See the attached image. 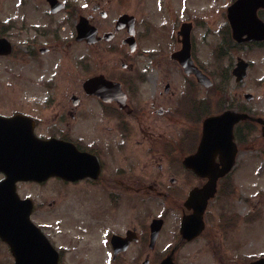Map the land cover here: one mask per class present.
<instances>
[{"label": "flooded vegetation", "instance_id": "af4514ba", "mask_svg": "<svg viewBox=\"0 0 264 264\" xmlns=\"http://www.w3.org/2000/svg\"><path fill=\"white\" fill-rule=\"evenodd\" d=\"M154 4L138 0L134 13L127 10V0H0V61L7 62L3 70L9 72L8 92L15 106L0 111V117L10 118L11 143L30 145L33 135L36 152L53 161L45 164L42 179L13 181L16 189L23 182L41 189L57 183L59 207L51 208L50 201H37L34 195H19L32 199L30 219L58 251L59 264H66L69 252L58 242L65 226L80 227L77 215L65 216L62 193L71 188L87 192L89 199L101 195L98 219L86 227L106 247L110 263L159 264L173 251L175 264H194L191 258L183 260L191 250L202 257L200 264H249L264 257V242L257 239L260 234L255 236L254 226L239 231L240 221L255 223L253 211L242 215L221 205L244 167L241 156L255 145L256 130L264 139L257 120L264 116L256 114L253 97L247 99L245 92L239 104L225 103L227 90L217 99L220 107L209 111L206 91L213 80L202 58L203 15L193 16L188 6L184 14V0L178 9L175 0L163 10L158 0ZM127 13L134 17L133 24L131 19L130 25L118 24ZM80 30L87 35L82 37ZM226 33L231 36L229 27ZM231 41L224 45H241ZM197 75L210 78L211 84ZM4 93L0 90V100L6 98ZM32 96L39 97L34 104ZM25 99L34 113L27 105L17 107ZM226 109L243 114L232 129V164L207 201L202 230L187 239L181 221L194 210L185 199L208 180L187 160L198 149L205 118ZM208 150L207 159L197 162L204 174L217 173L231 161L224 158L231 155L228 144ZM3 178L0 172V181ZM129 193L136 195V203L146 204L136 208L130 226ZM241 238L252 239L245 242L250 251L241 250ZM256 247L263 250L257 253ZM8 261L15 264V253L0 239V264Z\"/></svg>", "mask_w": 264, "mask_h": 264}, {"label": "rangeland", "instance_id": "374dc122", "mask_svg": "<svg viewBox=\"0 0 264 264\" xmlns=\"http://www.w3.org/2000/svg\"><path fill=\"white\" fill-rule=\"evenodd\" d=\"M111 1L114 2V0ZM143 1L144 3L148 2V4H154L157 0ZM175 1L176 8L178 9L180 0ZM184 1L186 5L184 14H187L188 6L190 7V11L193 16L203 15L202 20L204 21V24L200 32V36H202L201 44L203 46L202 58L207 62V71L211 74V79L213 80V84L208 88L209 92L206 91V95L208 96L207 103L209 102L207 108L209 109V111L220 107L221 104L217 99L219 98V95H224V90H227L228 96L224 98L225 103L231 104L234 102V100H237L239 104V102H242V100H244L242 94L244 92H249L253 95L252 104H254L255 106L256 114L264 116V44L245 43L233 48L226 49L224 47V42H226V40L230 38V36L226 33L227 26L225 19V7L231 0ZM158 2L160 4L159 6L162 5L163 10L165 8V5L167 4L171 6L173 0H158ZM137 3L138 0H127V10L137 13ZM261 17L262 19H264V14H261ZM236 56H240L249 61V67L242 81H235V78L230 73L231 68L236 62ZM4 67L6 69L8 68L7 62H4V60H2L0 61V90H2V93L5 91L3 95H5L6 98L0 100V111L7 113L10 112L15 106H13L11 102V97L13 96L12 91L10 95L8 92L10 91V86L7 85V81H9V72L4 71ZM210 69L212 71H210ZM36 74H38L37 71ZM62 77L64 76L61 74V78ZM219 84V89L222 88L220 94L218 93V91H216ZM34 87L37 86L33 85V88ZM7 92L9 98L7 97ZM201 94L205 96V94ZM25 98L27 97L25 96ZM38 98V96H32V104H34V100ZM27 100L29 99H25L24 101H22V105H18L17 107L20 109L23 107V104L27 105V103L25 102ZM29 105L31 106V104ZM26 107V110H30L32 113H34L32 106L28 108L27 105ZM241 165H244V167L242 168L239 175L236 176V178H233L234 181H231L233 184V188H231L230 192L223 198L224 201L221 202V205L224 208L239 209L240 214L242 215L245 212L253 211L254 213L255 206L261 209L260 216L258 218L255 217V219L253 220L255 221V223H252V225L243 224V222L240 221L239 224L242 225L239 226V231H241L245 226H249V228L254 226L255 232L260 234L257 239H261L260 242L263 243L264 139L260 138V132L258 130H256L255 145L251 150L248 151V154L246 156H241ZM50 185L51 188L45 187L44 189H41L36 187L35 185L23 182L20 183V187H18L17 190L21 196L26 194L34 195L37 201H50L52 203L50 207L54 208L56 206V195H59V192L56 182H51ZM62 194H64V201H67L64 206L65 216H73V214H75V216L77 215L80 220L79 229H76L75 227L72 228L65 226L66 232L63 233L58 240V242L64 245V249L69 250L65 263L118 264L109 262L108 254H106V247L100 244L102 243V241L97 238L96 234L94 235V233L91 230H88L86 227L88 221L94 223L95 220L98 219L97 213H99L98 211L103 200L101 195H92L89 199V194L87 192H78L72 188L64 189ZM133 196L136 195L130 193L128 194V226L135 224V221L132 218L130 219V217L133 216V213L139 210L136 208H142V205H146L145 203H136L135 201L138 200H135L136 197L132 198ZM155 198L156 200H158V202H160L157 197ZM90 200L91 203H89ZM56 207H59V205ZM159 207H161L160 203L158 204L157 209H159ZM144 213L145 212H143V215ZM146 215L147 216H145V221H147L149 218V214L146 213ZM39 216H42V214H40ZM256 233H254L255 236ZM241 239H244V242L241 243V250L250 251V249L245 245V242H251L252 239ZM254 243H256V240L254 241ZM193 245L197 246L196 244ZM261 250H263L262 247H256L255 252L258 253ZM190 258L191 262H193L194 264H200V262L202 261V257L192 250L188 252L186 257H183V260L188 261L190 260ZM6 263L11 264V261H8Z\"/></svg>", "mask_w": 264, "mask_h": 264}, {"label": "water", "instance_id": "95a60500", "mask_svg": "<svg viewBox=\"0 0 264 264\" xmlns=\"http://www.w3.org/2000/svg\"><path fill=\"white\" fill-rule=\"evenodd\" d=\"M260 8H264V0H235L230 6L227 8V17L230 21L232 27V36L237 41H245V40H264V21H262L258 15L257 11ZM245 35V37H243ZM247 63L240 60L237 62L236 67L233 72L236 74L238 79H242L245 74V68ZM200 81L207 83L203 78H199ZM226 115H233L231 112H227L221 116L210 117L204 121V130L202 135V140L199 145L198 151L196 154L190 158L191 160H199L201 159L205 153L207 152L209 147H214L218 145V140L223 137L224 141L226 139L227 134L231 138V127L232 124L238 121L241 117L240 114L234 113V117L229 118L228 124L225 123L222 125V119ZM6 119V118H4ZM1 119L0 118V158L5 156L10 150L11 142L8 140L10 137L7 125L4 121L9 119ZM261 120V119H260ZM263 123L264 121L261 120ZM262 133L264 136V126L262 127ZM33 164H38L39 171L45 169H41V167L46 166L45 164L53 163L52 160L41 159L38 153L32 154ZM195 170L200 173L202 171L201 167L194 166ZM229 166L225 169L219 170L218 174H208L210 180L207 184L201 189H195L191 192L189 196V201L194 203L195 201H199L200 207H195L196 211L199 212V217L201 215V211L205 205L206 199L211 196L215 189V183L218 176L222 175L225 170H227ZM56 172V170H55ZM52 173V172H50ZM49 173V174H50ZM216 173V172H215ZM22 178H33L34 174L30 176H23ZM2 202L0 204V237L7 241L10 245L14 244L13 238H11L10 233H12L9 229L11 224H13L11 218L20 217V221L24 225L29 226L32 231V237L28 239V245L22 246L23 251H27V255L21 253L20 255H16V264H57L56 263V253L49 246L45 238L40 234V232L35 228L31 222L29 221V211L31 204L26 203L24 200H19L18 198H13L10 203L4 204L7 200L0 199ZM195 206L194 204H192ZM184 226L187 224V219L184 220ZM195 232H193L194 234ZM28 249V250H27ZM48 250L52 253L51 256H44L36 261H32L35 257H37V251H45ZM21 251V250H20ZM20 251H18L20 253ZM51 254V253H50ZM31 257L33 259H31ZM161 264H172L171 257L167 256L162 260Z\"/></svg>", "mask_w": 264, "mask_h": 264}, {"label": "bare ground", "instance_id": "6f19581e", "mask_svg": "<svg viewBox=\"0 0 264 264\" xmlns=\"http://www.w3.org/2000/svg\"><path fill=\"white\" fill-rule=\"evenodd\" d=\"M10 189H11V188H10V185L7 184L1 192L5 193V192L9 191ZM14 242H15L16 244H18V242H17L16 240H14Z\"/></svg>", "mask_w": 264, "mask_h": 264}]
</instances>
